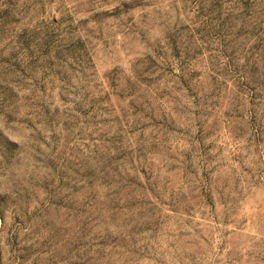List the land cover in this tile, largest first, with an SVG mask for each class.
Listing matches in <instances>:
<instances>
[{
	"label": "rangeland",
	"instance_id": "obj_1",
	"mask_svg": "<svg viewBox=\"0 0 264 264\" xmlns=\"http://www.w3.org/2000/svg\"><path fill=\"white\" fill-rule=\"evenodd\" d=\"M229 1L0 0L3 264H264V0Z\"/></svg>",
	"mask_w": 264,
	"mask_h": 264
},
{
	"label": "trees",
	"instance_id": "obj_2",
	"mask_svg": "<svg viewBox=\"0 0 264 264\" xmlns=\"http://www.w3.org/2000/svg\"><path fill=\"white\" fill-rule=\"evenodd\" d=\"M229 2H231V4H233V10H237L238 7L242 8V9H248L250 3L252 4L254 2V0H242V1H239V0H230ZM210 4H211V7L209 9V12L212 10L211 13H209V16L210 18L208 17L206 19V22H205V26L207 24H209V22L211 23L213 18V12L214 10L217 8V5L219 4L220 5V0H210ZM248 7V8H247ZM251 7V5H250ZM218 9V8H217ZM244 10V11H245ZM119 13L116 11V13H114L111 17H115L116 14ZM131 27V26H130ZM128 28V29H131V28ZM218 36L220 38H222L223 36V33L221 31H219V33H217ZM264 34V33H262ZM76 38V41L75 42H72L71 46H70V49L74 52V53H77L79 56L82 55L83 58L77 60V62L79 63V67H80V70H82L81 72L85 74V72L87 70H90L91 68H93V65H92V62H91V58L88 57V52L85 50L84 46L82 45V42H80L79 38L76 36L74 37ZM177 35H167V37H165L166 39V46L169 47L171 53H172V58L174 59V61H176V65L180 71V76H179V80H180V83L182 85H185L187 84L186 80L183 78V76L185 75L184 72L182 74V71H187L189 69L190 65L189 63L191 62V60L193 59V56L192 57H188L189 54H185L184 57H182V49H183V46L181 48H179L178 44H177ZM261 38V37H260ZM222 53H225V51L227 50L226 46L223 44L222 42ZM260 49V46H258V48H255V51H258ZM224 55V54H223ZM225 56V55H224ZM226 57V56H225ZM227 58V57H226ZM150 58L148 57V60ZM151 60V59H150ZM77 63V64H78ZM254 64H252L251 68L253 67ZM152 74V71L150 70V67L147 68L142 75H137V81L140 82V85H145L146 87L149 86V83L150 80L149 78L151 77ZM259 129H261V131H264V126L260 125ZM1 204V203H0ZM6 212L5 209L3 208H0V220H1V227H0V234L4 231L5 229V217H4V213ZM22 222L18 221L17 218L14 219V224L12 225V229L14 230V233H12V237L10 238H13L14 239V242L16 241V232L17 230H20L22 229ZM21 231V230H20ZM19 232V231H18ZM0 264H3L2 262V258L0 257Z\"/></svg>",
	"mask_w": 264,
	"mask_h": 264
}]
</instances>
